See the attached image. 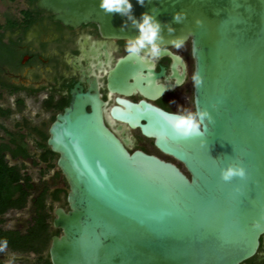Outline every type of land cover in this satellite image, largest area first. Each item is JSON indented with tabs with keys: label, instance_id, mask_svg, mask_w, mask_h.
Segmentation results:
<instances>
[{
	"label": "water",
	"instance_id": "obj_1",
	"mask_svg": "<svg viewBox=\"0 0 264 264\" xmlns=\"http://www.w3.org/2000/svg\"><path fill=\"white\" fill-rule=\"evenodd\" d=\"M133 12L155 9L165 29L191 41L195 107L214 123L202 138L179 139L165 112L122 101L112 115L155 140L174 162L130 153L106 126L98 94L74 95L49 129L47 145L69 191L55 210L51 264H241L264 235V0H132ZM66 27L95 24L105 38L138 34L99 0H36ZM183 11L182 23L173 13ZM199 21V23H197ZM166 54L172 55L165 51ZM87 107L91 108L89 112ZM200 139L206 143L201 146ZM241 164L245 178L225 182L220 169Z\"/></svg>",
	"mask_w": 264,
	"mask_h": 264
},
{
	"label": "flooded vegetation",
	"instance_id": "obj_2",
	"mask_svg": "<svg viewBox=\"0 0 264 264\" xmlns=\"http://www.w3.org/2000/svg\"><path fill=\"white\" fill-rule=\"evenodd\" d=\"M23 3L24 9L20 11V16L8 14L4 17V22H0V100L14 99L13 104L7 101L3 105L0 104V108L11 110L9 117L15 112L22 115L21 122L15 124V133L6 131L5 138H8V141L5 143H10L13 138H22L30 156L13 158L7 153L6 158L9 157V164L10 161L16 162L10 166L15 167L24 179H31L32 187L27 201L28 205L30 203L28 207L31 215L24 221L20 218L17 227H8L7 224L13 221L10 220L13 218L10 213L14 214L19 210L10 209L0 215V230L13 233L21 240L31 239L32 231L39 224V217L35 212L36 203L44 193V213L51 216L46 221L49 239L46 246H38V251L29 246L27 249H14L6 245L0 246V252L8 251L16 256L27 257L40 255L33 263L23 262L20 257L16 258L17 264H51L49 250L52 238L62 234L60 229L53 226L55 210H69L68 184L57 167V160L55 164L52 163L58 156L47 153L50 150L47 145L49 129L57 116L63 114L70 106L75 94H98L105 104L106 126L130 153L142 151L174 162L172 157L157 148L154 139L146 137L141 129L132 128L116 119L112 110H125L122 101L134 104L146 102L168 113L176 112L178 106L195 110V88L191 83L195 73V59L191 41H188L186 46L179 50L172 46L163 47L156 62L141 64L138 60L128 57L126 40L103 37L95 24L77 28L66 27L54 21L51 13L36 8V0H23ZM165 51L172 55L166 54ZM27 108L37 111L34 123L24 114ZM87 110L90 112L91 108L87 107ZM28 138H33L41 150L37 155L39 164L44 165L39 169L40 175L57 169L53 179L57 182L61 180V185L55 182L52 188L46 182L40 186L32 181L30 169L35 168L33 159L36 155L29 150ZM41 144H45L46 148L41 147ZM44 157H47L48 161H44ZM36 190L39 191L35 195ZM55 203L58 205L51 208ZM43 253L46 254L42 255ZM4 256L5 254L0 255V264L4 263ZM241 264H264V235L260 239L256 255Z\"/></svg>",
	"mask_w": 264,
	"mask_h": 264
},
{
	"label": "clouds",
	"instance_id": "obj_3",
	"mask_svg": "<svg viewBox=\"0 0 264 264\" xmlns=\"http://www.w3.org/2000/svg\"><path fill=\"white\" fill-rule=\"evenodd\" d=\"M140 6L145 5V0H136ZM99 8L106 14L118 13L126 20L122 25L121 30L129 24L138 32L134 37L126 40L125 48L129 58L138 60L141 64L154 63L161 56L165 37L163 35L166 29L169 34L175 32L171 23H162L158 20V13L155 9L142 12L137 17L133 12L132 0H99ZM186 17L183 11L173 13V21L180 24ZM199 23V21H197ZM168 43L179 50L186 46L187 41L183 36H173ZM191 83L194 88L202 84V77L196 73L191 78ZM165 120L175 138H202L206 135L208 125L213 124V117L207 109H200L198 104L195 110L185 106H178L177 111L165 114ZM206 143L204 139H200V144L203 146ZM221 179L225 182L231 181L234 177L241 179L246 176V169L241 164L229 163L226 167L220 169ZM7 242L4 241V246Z\"/></svg>",
	"mask_w": 264,
	"mask_h": 264
},
{
	"label": "trees",
	"instance_id": "obj_4",
	"mask_svg": "<svg viewBox=\"0 0 264 264\" xmlns=\"http://www.w3.org/2000/svg\"><path fill=\"white\" fill-rule=\"evenodd\" d=\"M31 1L34 2L35 0ZM10 115L11 110L0 108V119L9 117ZM40 146L46 148L45 144H41ZM7 153H10L13 158H18L21 155L25 158L30 156L22 138H20V140L13 138L10 143H0V215L6 213L10 209L24 208L30 195V188L32 187L30 178L24 179L15 167L10 166L9 160L6 158ZM47 153L52 155L50 150H48ZM44 161H48V158L44 157ZM51 166L53 165L51 164ZM44 199L45 194L43 193L40 197V201L36 203L37 209H35V212L37 213V217H39L37 220L39 224L35 226L32 231L33 235H31V239L25 238L21 240L20 237L15 236L13 233L2 232L0 230V246H4V241L7 242L6 245L14 249H24V247L27 249L29 246L35 251H38V246L40 244L46 246L49 239L48 233H46V228L48 226L46 221L51 216L44 213Z\"/></svg>",
	"mask_w": 264,
	"mask_h": 264
},
{
	"label": "rangeland",
	"instance_id": "obj_5",
	"mask_svg": "<svg viewBox=\"0 0 264 264\" xmlns=\"http://www.w3.org/2000/svg\"><path fill=\"white\" fill-rule=\"evenodd\" d=\"M23 9H24L23 0H0V22H4V17L8 14H12L14 16H20V11H22ZM13 100L14 99H11V98H9L6 101L0 100V104L3 105V103H6L7 101H9L11 104H13V102H14ZM36 113H37V111H30L29 108L24 110V114L29 117L31 123L35 122L34 119L36 118ZM21 117H22V115L20 113L15 112L11 117H9L7 119H0V143H2V142L5 143L6 141H8V138H5L6 137V131L9 130L10 132L15 133V131H14L15 124L21 122ZM32 139L33 138H28L29 145H30L29 150L32 154L36 155V156H34V159H33L35 161V163H34L35 168H34V170L30 169L32 181L36 185L39 184L40 186L46 182L53 188L55 186L54 185L55 182H57L53 179L54 172L57 169L56 170L54 169L53 171H50L49 173H47L43 176L40 175L39 169L41 168V166H44V165L39 164L37 155L41 152V150H39V147L36 145V143H35L36 141H34ZM7 158H9V157H7ZM56 160H57V158L55 157L53 159L52 163L55 164ZM10 164L14 165V164H16V162L10 161ZM19 164H21V161L19 162ZM27 164H24V166H26ZM22 165H23V163H22ZM28 165L30 166V164H28ZM57 183L61 185L62 181L60 180ZM52 188H51V190H52ZM38 191L39 190H36V192H34V194L36 195ZM62 204H64V203H62ZM29 205H30V203H29ZM29 205H28V203H26V206L24 208L19 209L20 211L16 210L14 212V214L10 213L11 218L13 217L10 220H13V221L9 222L7 224V226L8 227H17L19 225L17 222L20 221V218L23 219V221L28 219L31 215L30 211H29V207H28ZM57 205H58L57 203L52 204L51 208H54ZM14 220H17V221L14 222ZM3 254H5V256H6V257L5 256L3 257V258H5V261L3 264H17L18 262H15V259L19 258V257L21 258V260H23V262H32L33 263L34 261H37L38 257L40 256V255H36V254L30 255L29 257H27V255L16 256V254L10 253L8 251L0 252V255H3ZM44 254H46V253H43L42 255H44Z\"/></svg>",
	"mask_w": 264,
	"mask_h": 264
}]
</instances>
